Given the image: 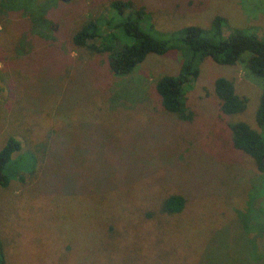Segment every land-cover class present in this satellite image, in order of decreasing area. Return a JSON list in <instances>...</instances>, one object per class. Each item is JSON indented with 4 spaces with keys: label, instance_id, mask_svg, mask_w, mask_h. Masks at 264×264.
Segmentation results:
<instances>
[{
    "label": "rangeland",
    "instance_id": "obj_1",
    "mask_svg": "<svg viewBox=\"0 0 264 264\" xmlns=\"http://www.w3.org/2000/svg\"><path fill=\"white\" fill-rule=\"evenodd\" d=\"M5 1L4 10L18 9ZM41 1V18L0 11V149L14 137L15 157L37 160L25 182L0 186L7 264H264V176L228 127L258 129L263 81L243 63L207 59L186 94L192 118L181 121L155 91L161 76L178 73V51L115 76L106 55L71 41L113 0H34L32 12ZM122 1L144 7L164 33L220 16L224 36L264 39V0ZM218 78L247 99L243 113L222 114ZM171 194L186 199L176 216L159 209Z\"/></svg>",
    "mask_w": 264,
    "mask_h": 264
},
{
    "label": "trees",
    "instance_id": "obj_2",
    "mask_svg": "<svg viewBox=\"0 0 264 264\" xmlns=\"http://www.w3.org/2000/svg\"><path fill=\"white\" fill-rule=\"evenodd\" d=\"M12 1L18 9L6 7L4 10L2 2L5 5L7 3L1 0L0 11L4 13L8 10H19L29 18L37 15L41 18L48 6L47 2L44 5L41 1V6L38 5L32 12L35 8L32 5L34 0ZM107 9L108 16L88 20L74 32L71 38L73 46L76 50L87 49L93 54L106 55L110 71L118 77L131 74L150 55L162 56L169 51H178L182 56L178 73L161 76L156 82L155 91L164 112L181 121L192 118L186 107V94L199 78L200 66L207 59L221 66L243 63L252 75L263 81L255 115L258 129H253L241 121L232 122L228 127L233 147L251 157L257 171L264 176V39L238 29L224 36L226 21L220 16L213 18L208 28L190 25L164 33L154 28L144 7H136L131 1L113 0ZM214 94L225 116L241 114L247 108V99L236 93L231 80L216 79ZM20 151L21 143L14 137H9L0 149L1 187H8L14 180L25 182L27 176L35 173L36 156L26 152L15 157ZM159 205L161 214L176 216L185 208L186 199L181 195L171 194ZM2 245L0 238V264H7Z\"/></svg>",
    "mask_w": 264,
    "mask_h": 264
}]
</instances>
